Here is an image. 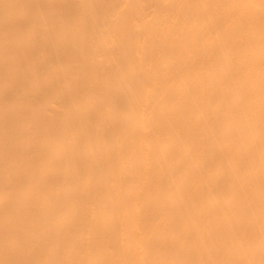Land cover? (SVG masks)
<instances>
[{
  "label": "bare ground",
  "instance_id": "6f19581e",
  "mask_svg": "<svg viewBox=\"0 0 264 264\" xmlns=\"http://www.w3.org/2000/svg\"><path fill=\"white\" fill-rule=\"evenodd\" d=\"M0 264H264V0H0Z\"/></svg>",
  "mask_w": 264,
  "mask_h": 264
}]
</instances>
